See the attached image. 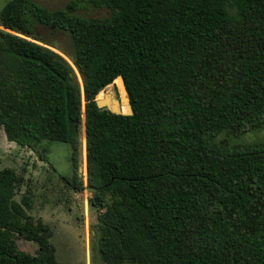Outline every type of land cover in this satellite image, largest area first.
I'll list each match as a JSON object with an SVG mask.
<instances>
[{"label":"trees","instance_id":"1","mask_svg":"<svg viewBox=\"0 0 264 264\" xmlns=\"http://www.w3.org/2000/svg\"><path fill=\"white\" fill-rule=\"evenodd\" d=\"M86 3L112 13L84 16ZM40 26L65 31L68 46ZM118 75L132 115L97 104ZM263 127L264 0H72L56 9L8 0L1 9L0 128L20 146H71L74 176L60 177L91 193L92 264H264V141L219 139ZM19 183L14 169L0 172V264H59L51 226L29 214L31 192L15 199Z\"/></svg>","mask_w":264,"mask_h":264},{"label":"rangeland","instance_id":"2","mask_svg":"<svg viewBox=\"0 0 264 264\" xmlns=\"http://www.w3.org/2000/svg\"><path fill=\"white\" fill-rule=\"evenodd\" d=\"M7 1L0 0V12ZM36 1L49 9H56L65 7L72 0ZM77 12L95 18L108 17L112 13L107 7L96 8L91 3L84 4ZM39 30L48 41H57L68 46V35L65 31H54L53 34L47 26H40ZM75 70L78 79L83 83L80 72L76 67ZM105 87L100 92H113L112 97L120 100L121 94L116 81ZM97 99L100 98L97 96ZM84 131L85 126L82 130L79 156L80 166L84 171L79 178L86 181V137L85 144L82 142ZM221 135L219 139L228 138L231 144L260 142L264 141V127L238 137ZM71 161V146L67 143L46 140L30 146H20L11 142L4 128H0V172L5 168H12L18 173L20 183L15 195L16 200L31 192L32 209L29 214L34 220L42 219L51 226L54 259L59 264H92V225L96 222L97 211L89 206L91 193L87 189L76 192L67 187L60 177L61 175L73 178ZM17 241L22 250L37 252L38 244L34 241L24 238H18Z\"/></svg>","mask_w":264,"mask_h":264},{"label":"water","instance_id":"3","mask_svg":"<svg viewBox=\"0 0 264 264\" xmlns=\"http://www.w3.org/2000/svg\"><path fill=\"white\" fill-rule=\"evenodd\" d=\"M121 98L120 100L117 98H113L114 101H116L118 104H122L126 106L125 111H121V109L118 106H111L109 103V98H111V95L107 94L105 98L97 99V104L101 109H109L110 111L114 113H123L132 115L134 113L133 106L130 100L129 92L127 90L124 77L122 75H118L116 80ZM106 87L101 88L103 90ZM111 100V99H110ZM84 168L82 166L79 167V175L81 176L83 174Z\"/></svg>","mask_w":264,"mask_h":264},{"label":"bare ground","instance_id":"4","mask_svg":"<svg viewBox=\"0 0 264 264\" xmlns=\"http://www.w3.org/2000/svg\"><path fill=\"white\" fill-rule=\"evenodd\" d=\"M113 92H100L99 95H98V98H105L107 94L111 95V98H109V103L111 106L115 105V106H118L120 109L121 107L123 106L122 104H118L116 101L113 100ZM111 99V100H110ZM122 111V110H121ZM84 144H85V131H84V136H83V141H82ZM85 150V149H84ZM84 158H85V151H84Z\"/></svg>","mask_w":264,"mask_h":264}]
</instances>
